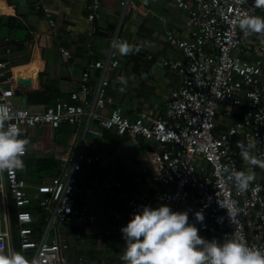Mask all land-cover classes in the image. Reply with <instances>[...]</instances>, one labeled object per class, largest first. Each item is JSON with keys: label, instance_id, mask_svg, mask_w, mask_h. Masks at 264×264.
<instances>
[{"label": "built area", "instance_id": "2783aa9c", "mask_svg": "<svg viewBox=\"0 0 264 264\" xmlns=\"http://www.w3.org/2000/svg\"><path fill=\"white\" fill-rule=\"evenodd\" d=\"M188 12L194 29L191 38L182 39L167 31L170 45L179 49L183 58L165 59L163 64L180 76V85L171 91L164 117H155L140 111L129 118L120 108L107 109V95L111 68L119 65L117 51L111 47L103 60L91 61L83 72L80 83L68 99H61L50 106L26 107L16 100V92L3 88L10 73V61L0 60V109H7L14 123L22 132L23 127L49 125L58 128L64 124L87 123V130L96 134L92 124L116 130L132 137L156 142L159 150L148 151L152 180L158 184L154 199L135 193L128 200V222L143 206L157 208L168 205L173 211H187L195 216L203 211L204 221L194 219L199 234L207 239L224 242L239 233L250 247L264 250V169L258 167L261 179L239 191L234 180L224 168L248 170L241 165L236 142L243 144L256 139L252 155L264 159V42L252 52L243 46L245 37L236 21L248 14L263 17L264 9L256 8L254 0H177ZM132 0H120L126 11ZM101 0H91L88 20L93 23L90 34L97 31L94 22L100 16ZM36 11L48 20L50 27L55 20L50 7L42 0L34 2ZM121 40L116 36L114 40ZM8 40V39H6ZM9 41V40H8ZM10 52V48L6 49ZM67 54L65 49H61ZM252 56V57H250ZM100 70L97 84L92 83V72ZM225 105L226 115L244 107L242 121L230 124L219 134L215 133L216 118ZM94 156L79 149L68 160L60 174L44 181L38 192L45 194L41 207L48 217L47 231L34 240L36 218L26 208L31 204L27 184L18 177V170L0 175V250H15L14 227L18 231L23 254L32 259L48 257L51 264H68L70 245L60 238H50L48 231L55 226H72L82 230L108 215L105 209L93 212L87 203H78L81 194H91L82 189L80 173L83 163H92ZM146 170V169H145ZM119 184L98 186L104 192ZM17 208V223L13 226L9 199ZM227 199L238 210L234 222L218 200ZM110 217L119 218L113 211ZM223 218V219H221ZM125 223L122 227L126 226ZM106 233H110L106 230ZM85 263L84 257L78 264Z\"/></svg>", "mask_w": 264, "mask_h": 264}, {"label": "crops", "instance_id": "0c3cea01", "mask_svg": "<svg viewBox=\"0 0 264 264\" xmlns=\"http://www.w3.org/2000/svg\"><path fill=\"white\" fill-rule=\"evenodd\" d=\"M42 1L52 10L54 27L35 10L36 0H0V60L10 61L11 66L3 88L14 89L16 100L26 107L45 106L43 100L47 98L50 104L68 99L89 63L105 59L112 41L119 36L121 41H127L139 51L125 56L117 51L119 65L108 73L111 82L106 112L120 108L125 116L135 118L145 110L157 118L164 117L171 91L180 85V76L163 62L169 58H183L181 51L170 45L167 31L189 39L194 29L188 12L177 0H132L126 11L120 0H101L94 34H90L93 23L88 20L91 0ZM263 42L264 38L255 34L245 39L243 46L252 52ZM100 76V70L92 72L93 85ZM118 77H124L126 85L121 84ZM29 95L34 97L29 99ZM226 111V106L222 105L216 118V134L244 118V107L234 109L230 115H226ZM92 127L97 130L96 134L86 129V122L58 128L49 125L27 127L21 137L24 134L30 141L25 154L28 157H53L63 162L81 149L97 158L95 163H83L79 184L82 189L92 191L90 195L81 194L78 203L89 204L93 212L105 209L107 219L98 220L82 230L72 226L51 227L48 235L68 242V264H78L79 257L85 258L83 264H124L120 257L126 241L121 228L128 223L127 203L135 193L155 198L159 186L152 180L148 151L159 150L160 145L101 128L98 124ZM241 165L254 172L255 181L261 179L258 167L243 160ZM49 180L50 177L45 179ZM110 183L119 185L98 191V186ZM27 193L31 204L26 210L37 220L34 240H39L48 226L49 215L41 207L45 194L38 192L37 185L27 187ZM113 211L119 218L110 217ZM188 215L189 223H194L195 216ZM42 216L44 220H40Z\"/></svg>", "mask_w": 264, "mask_h": 264}, {"label": "clouds", "instance_id": "9594fccd", "mask_svg": "<svg viewBox=\"0 0 264 264\" xmlns=\"http://www.w3.org/2000/svg\"><path fill=\"white\" fill-rule=\"evenodd\" d=\"M254 6L264 9V0H254ZM236 23L245 37L255 33L264 38V17L245 14ZM112 47L121 56L139 51L127 41L118 39L112 41ZM117 79L126 85L124 77ZM13 119L7 109H0V175L23 169L22 158L30 143L21 137L20 129L14 123L6 125ZM257 143L254 139L245 145L238 140L236 146L245 163L264 169V159L251 152ZM223 171L234 180L239 191L247 190L255 180L252 171L228 168ZM218 204L227 210L228 217L234 222L238 210L232 203L219 199ZM195 217L199 222L205 219L203 211H197ZM121 232L126 241L120 257L124 264H264V250L248 246L238 232L222 243L216 239L207 240L199 234L195 224L189 223L187 211H173L168 205L143 206V210L135 213ZM0 264H51V260L42 256L29 259L22 252L9 249L7 252L0 250Z\"/></svg>", "mask_w": 264, "mask_h": 264}, {"label": "trees", "instance_id": "16d2710c", "mask_svg": "<svg viewBox=\"0 0 264 264\" xmlns=\"http://www.w3.org/2000/svg\"><path fill=\"white\" fill-rule=\"evenodd\" d=\"M33 97L34 95H29V99H32ZM49 102L50 100L48 98L43 100L45 106L53 105L50 104ZM26 128H27L26 126L23 127L22 132L26 131ZM22 138H24V134ZM26 155L23 158L24 161L23 169L18 170V177L26 182L28 188H31L36 185L37 186L41 185L46 178L48 177L52 178L54 176H57L63 170L64 163L60 160H56L53 157L34 158V157H28ZM94 158L96 157L94 156ZM95 160H97V158L94 159L92 163H95ZM92 163H88V164H92ZM9 207L11 212L12 223L13 226H15V224L17 223V219H16L17 208L12 198L9 199ZM40 220H44L43 216L40 218ZM13 233H14L15 250L22 252L18 238V231L15 227Z\"/></svg>", "mask_w": 264, "mask_h": 264}, {"label": "water", "instance_id": "95a60500", "mask_svg": "<svg viewBox=\"0 0 264 264\" xmlns=\"http://www.w3.org/2000/svg\"><path fill=\"white\" fill-rule=\"evenodd\" d=\"M22 83H26V81H22Z\"/></svg>", "mask_w": 264, "mask_h": 264}]
</instances>
